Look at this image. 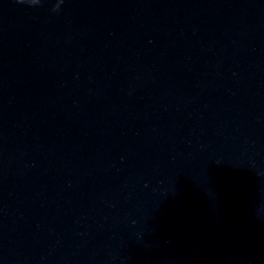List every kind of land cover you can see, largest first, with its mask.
<instances>
[{"label": "water", "instance_id": "water-1", "mask_svg": "<svg viewBox=\"0 0 264 264\" xmlns=\"http://www.w3.org/2000/svg\"><path fill=\"white\" fill-rule=\"evenodd\" d=\"M0 264H264V0H0Z\"/></svg>", "mask_w": 264, "mask_h": 264}]
</instances>
